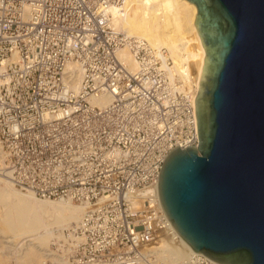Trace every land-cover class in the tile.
<instances>
[{
	"label": "built area",
	"instance_id": "obj_1",
	"mask_svg": "<svg viewBox=\"0 0 264 264\" xmlns=\"http://www.w3.org/2000/svg\"><path fill=\"white\" fill-rule=\"evenodd\" d=\"M123 4L0 0V174L36 198L83 206L76 222L53 228L44 264H218L145 251L170 227L162 163L175 145L198 144L196 90L173 74L166 47L113 24L109 9ZM102 95L110 101L91 102Z\"/></svg>",
	"mask_w": 264,
	"mask_h": 264
},
{
	"label": "water",
	"instance_id": "obj_2",
	"mask_svg": "<svg viewBox=\"0 0 264 264\" xmlns=\"http://www.w3.org/2000/svg\"><path fill=\"white\" fill-rule=\"evenodd\" d=\"M188 1L205 50L198 144L167 154L159 200L196 252L264 264V0Z\"/></svg>",
	"mask_w": 264,
	"mask_h": 264
},
{
	"label": "bare ground",
	"instance_id": "obj_3",
	"mask_svg": "<svg viewBox=\"0 0 264 264\" xmlns=\"http://www.w3.org/2000/svg\"><path fill=\"white\" fill-rule=\"evenodd\" d=\"M109 12L113 24L118 29L129 35L143 37L153 46L166 47L173 63V74L183 84L194 88L197 94L205 50L194 25L196 6L193 3L188 0H124L122 11L111 7ZM117 56L129 70L136 68L127 48L118 50ZM75 65L69 62L67 68ZM73 88H78V81L73 84ZM109 101L108 95L91 99L92 103L99 105ZM1 157L0 148V166ZM58 200L40 199L30 193L21 192L0 174V204L3 203L4 208L8 206L16 211L10 214L11 216L5 215L3 220L0 219V239L5 238L6 240H1L4 243H14L18 237L22 238V246L25 247L20 259L21 264L39 263L41 253L34 241H48L54 227L68 226L80 218L83 206L64 199ZM7 211L10 212V209ZM3 221H9L7 228L2 225ZM12 231V236L6 235ZM165 233L170 239H161L159 234V245L152 244L145 249L147 253L153 254L157 261L159 259L163 263H176L196 252L171 223Z\"/></svg>",
	"mask_w": 264,
	"mask_h": 264
},
{
	"label": "rangeland",
	"instance_id": "obj_4",
	"mask_svg": "<svg viewBox=\"0 0 264 264\" xmlns=\"http://www.w3.org/2000/svg\"><path fill=\"white\" fill-rule=\"evenodd\" d=\"M52 201H59V200L58 199H52ZM73 203H75V202H73ZM2 204L3 203L0 204V219L1 220H3L5 215L8 217V216H11L10 214H14L16 212L13 209L11 210V207H8V206L6 207L5 206L6 208H4V206H2ZM75 204H77V203H75ZM76 206H78V205H76ZM8 208L10 209L11 213L7 211V210H9ZM2 225L5 228H7L9 226V221L8 222L7 221H3ZM54 228H59V227H54ZM60 228H62V227H60ZM159 234L161 235V239L162 238L170 239V236H168V234L165 233V231H160ZM6 235L12 236L13 235V231H12V233L9 232V234H6ZM158 237L156 238V241L152 242V244L154 246H158L159 245V243H157L159 241ZM21 239L22 238L18 237V239H16L14 243H4L1 240H6V239L5 238L0 239V246H2V248H3V249L1 248L2 250L0 249V264H21L20 263V259L22 257L23 248L25 247V245L22 246L24 241H22ZM49 240L48 241H44V240L43 241H37V240L34 241V243H37L35 245L36 246L38 245L39 252L41 253V256H40V260L41 261L39 263H36V264H44V261H43L44 251H45V248L47 247V245L49 243ZM12 245H14V246H12ZM6 246H8V247H6ZM158 261H160V260L158 259ZM160 262H162V261H160Z\"/></svg>",
	"mask_w": 264,
	"mask_h": 264
}]
</instances>
